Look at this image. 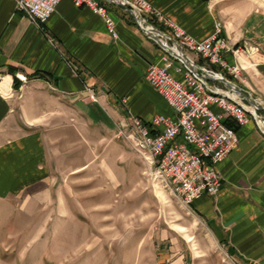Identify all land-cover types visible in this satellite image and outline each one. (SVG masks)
<instances>
[{"label": "crops", "instance_id": "1", "mask_svg": "<svg viewBox=\"0 0 264 264\" xmlns=\"http://www.w3.org/2000/svg\"><path fill=\"white\" fill-rule=\"evenodd\" d=\"M145 1L198 41L221 23V38L231 48H245L238 58L219 54L229 66L239 63L240 81L211 67L237 85L243 103L264 105V12L237 0ZM103 5L117 39L98 15L71 0H61L41 26L18 12L14 0H0V200L29 194L48 182L46 136L68 128L77 117L110 131L124 126L129 116L143 123L155 116L174 119L145 79L149 65L162 67L163 51L129 13ZM89 90L97 102L88 99ZM228 124L238 144L216 167L222 179L219 192L203 194L191 210L243 264H264V136L253 121L242 127ZM158 251L156 264H184L182 256Z\"/></svg>", "mask_w": 264, "mask_h": 264}, {"label": "rangeland", "instance_id": "2", "mask_svg": "<svg viewBox=\"0 0 264 264\" xmlns=\"http://www.w3.org/2000/svg\"><path fill=\"white\" fill-rule=\"evenodd\" d=\"M237 1L264 12V0ZM165 59L173 63L175 55ZM258 108L264 111L262 103ZM120 128L101 129L77 117L48 133V182L0 200V264H156L161 248L184 264H243L177 194L154 180L143 157L118 137Z\"/></svg>", "mask_w": 264, "mask_h": 264}, {"label": "built area", "instance_id": "3", "mask_svg": "<svg viewBox=\"0 0 264 264\" xmlns=\"http://www.w3.org/2000/svg\"><path fill=\"white\" fill-rule=\"evenodd\" d=\"M16 10L25 14L37 26L46 23L61 0H14ZM76 7H86L104 22L109 35L117 39L115 23L103 3L114 4L129 13L136 27L163 51L162 67L151 64L145 74L147 83L165 100L174 119L155 116L149 123L129 116L119 129L118 137L141 155L154 180L172 183L177 195L189 207L203 194L215 196L221 186L217 165L238 144L232 121L236 127L253 121L264 136V115L258 106L241 101L233 88L221 80L222 74L198 64L184 53L188 50L211 66H218L233 79H239L240 68L227 65L220 52H232L238 58L243 49L231 48L221 38V24L216 23L214 33L198 41L181 31L166 17L156 12L145 0H71ZM157 24L171 30L163 32ZM156 25V26H155ZM165 55H175V62L166 63ZM178 75L182 80L175 78ZM195 77H203L204 86L195 85ZM210 77L217 84L210 83ZM225 79V78H224ZM217 93H226V101H218ZM88 99L97 102V95L89 90ZM219 111L215 113L212 107ZM239 111H247V118H239ZM178 140V141H176Z\"/></svg>", "mask_w": 264, "mask_h": 264}, {"label": "bare ground", "instance_id": "4", "mask_svg": "<svg viewBox=\"0 0 264 264\" xmlns=\"http://www.w3.org/2000/svg\"><path fill=\"white\" fill-rule=\"evenodd\" d=\"M165 61L167 62V63H169V61H167L166 59H165ZM224 79V78H223ZM209 82L211 81V80H208ZM231 85L230 86H227V87H231V88H233L234 89V86H236V85H234V84H232V83H230ZM195 85H197V86H204V79L203 78H199V77H195ZM237 87V86H236ZM239 89V88H238ZM234 91L237 93V94H241L242 93V91L241 90H239L240 91V93L239 92H237L235 89H234ZM8 93V92H7ZM9 94V93H8ZM221 94V93H220ZM222 95V97H221V99H218L217 98V100L218 101H226V93L223 95V94H221ZM7 96H9V95H7ZM218 97V96H217ZM254 106H258V103L256 102V101H254ZM256 106V107H257ZM239 118H247V111H239ZM146 165H147V163H146ZM147 167H148V165H147ZM148 169H149V167H148ZM152 174V173H151ZM165 189H167V190H169L171 193H173V194H177V192H176V189H175V187H173L172 186V183H165ZM179 197H180V195H178ZM181 198V197H180ZM182 199V198H181ZM182 201L184 202V204L185 205H187V206H189V204H186L185 203V200H183L182 199Z\"/></svg>", "mask_w": 264, "mask_h": 264}, {"label": "water", "instance_id": "5", "mask_svg": "<svg viewBox=\"0 0 264 264\" xmlns=\"http://www.w3.org/2000/svg\"><path fill=\"white\" fill-rule=\"evenodd\" d=\"M206 79H207V80H213V79L210 78V77H207ZM221 81H222L225 85H227V86H230V85H231L230 82L226 81L225 79H222ZM234 89H235L237 92L240 93L238 87L234 86ZM251 101H252V102H250V103L253 104V103H254L253 100H251Z\"/></svg>", "mask_w": 264, "mask_h": 264}, {"label": "trees", "instance_id": "6", "mask_svg": "<svg viewBox=\"0 0 264 264\" xmlns=\"http://www.w3.org/2000/svg\"><path fill=\"white\" fill-rule=\"evenodd\" d=\"M199 62L202 63L201 59H199ZM201 63H200V64H201ZM211 69L215 71V69H214L213 67H211ZM190 208H191V206H190Z\"/></svg>", "mask_w": 264, "mask_h": 264}]
</instances>
